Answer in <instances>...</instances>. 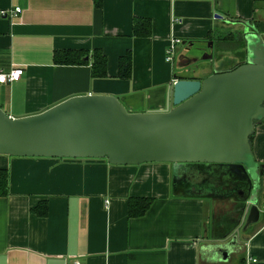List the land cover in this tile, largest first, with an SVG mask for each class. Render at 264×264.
Instances as JSON below:
<instances>
[{
	"label": "crops",
	"instance_id": "crops-1",
	"mask_svg": "<svg viewBox=\"0 0 264 264\" xmlns=\"http://www.w3.org/2000/svg\"><path fill=\"white\" fill-rule=\"evenodd\" d=\"M13 8L15 16H0V72L23 70L0 84V109L13 118L84 95L115 97L129 112L160 110L174 78L228 69L242 61L236 51L244 59V23L264 40V0H0V12ZM133 18L150 22L147 37L133 36ZM92 50L105 57V78L90 77ZM64 51L86 52V64H55L54 53ZM127 52L130 75L119 79L117 60ZM249 145L264 165V119ZM3 170L0 264H264V209L237 249L225 251L231 201L173 195L170 164L0 155ZM130 198L151 202L128 218Z\"/></svg>",
	"mask_w": 264,
	"mask_h": 264
},
{
	"label": "water",
	"instance_id": "water-1",
	"mask_svg": "<svg viewBox=\"0 0 264 264\" xmlns=\"http://www.w3.org/2000/svg\"><path fill=\"white\" fill-rule=\"evenodd\" d=\"M244 25V59L204 78H174L160 110L129 112L102 95L73 96L19 118L0 109V155L170 164L173 195L231 201L220 248L237 249L260 218L264 179L249 145L264 119V40Z\"/></svg>",
	"mask_w": 264,
	"mask_h": 264
},
{
	"label": "trees",
	"instance_id": "trees-1",
	"mask_svg": "<svg viewBox=\"0 0 264 264\" xmlns=\"http://www.w3.org/2000/svg\"><path fill=\"white\" fill-rule=\"evenodd\" d=\"M255 27V26H254ZM150 31V22L145 19H132V34L136 37H147ZM240 41V38H238ZM243 39V38H242ZM87 56L86 52L82 51H64L54 53L53 62L59 65L79 66L85 65L84 58ZM90 58V77L92 79H102L106 77V60L99 50H92L89 55ZM131 68V55L127 52L117 60V78L128 79ZM251 137V136H250ZM249 137V140H250ZM7 192V171L0 172V196ZM149 199H134L127 200V217L135 218L141 216L150 204Z\"/></svg>",
	"mask_w": 264,
	"mask_h": 264
},
{
	"label": "built area",
	"instance_id": "built-area-1",
	"mask_svg": "<svg viewBox=\"0 0 264 264\" xmlns=\"http://www.w3.org/2000/svg\"><path fill=\"white\" fill-rule=\"evenodd\" d=\"M19 8H13L12 10L8 11H1L0 16L2 17H13L16 14L19 13ZM178 43V40L172 38L170 39L168 46L165 50V57L164 61L166 63H169L172 60V56L174 54V49L176 44ZM23 75V70L21 68H13L7 73H1L0 72V84H7V83H13L19 80V78ZM72 264H80L78 261H74Z\"/></svg>",
	"mask_w": 264,
	"mask_h": 264
},
{
	"label": "rangeland",
	"instance_id": "rangeland-1",
	"mask_svg": "<svg viewBox=\"0 0 264 264\" xmlns=\"http://www.w3.org/2000/svg\"><path fill=\"white\" fill-rule=\"evenodd\" d=\"M243 52V51H242ZM242 52L236 51L234 54L237 55L240 60H243V55ZM174 55V54H173ZM264 106V105H263ZM223 204H226L228 206V201L226 200ZM259 207L261 210L264 209V203L261 201V203H259Z\"/></svg>",
	"mask_w": 264,
	"mask_h": 264
}]
</instances>
